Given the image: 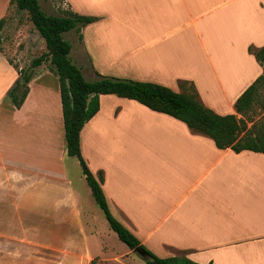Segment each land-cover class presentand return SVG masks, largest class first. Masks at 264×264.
Listing matches in <instances>:
<instances>
[{"label":"crops","instance_id":"obj_1","mask_svg":"<svg viewBox=\"0 0 264 264\" xmlns=\"http://www.w3.org/2000/svg\"><path fill=\"white\" fill-rule=\"evenodd\" d=\"M63 1L73 12L96 17L81 27V39L70 30L77 43L69 55L86 80L99 71L113 76L130 72L133 79L178 90V82L186 79L206 106L226 114L235 112L236 98L263 72L248 46L264 45V0ZM7 7L0 9V17ZM17 23L21 30V16ZM184 37L191 38L185 45ZM184 52H192L191 62ZM15 63L0 51V117L15 120L22 129L15 134L20 149L16 143L6 145L4 169L0 159V186L7 192L19 186L29 193L35 189L41 216L53 226H86L97 234L67 170L42 161L33 163L39 172L32 175L33 166L23 157L29 137L60 121L62 110L58 78L49 68L33 74L24 101L14 107L7 92L19 76ZM46 75L53 76V85L43 80ZM46 113L51 122L43 125ZM146 127L164 136L149 142L141 133ZM124 130H137L141 138H123ZM79 140L88 169L103 173L108 206L152 253L168 257L179 252L200 264H263L253 246L264 241V153L220 149L183 121L112 93L99 95V108L83 125ZM98 146L101 162L92 168L91 151ZM106 147L115 153L130 147L141 151L107 157Z\"/></svg>","mask_w":264,"mask_h":264},{"label":"rangeland","instance_id":"obj_2","mask_svg":"<svg viewBox=\"0 0 264 264\" xmlns=\"http://www.w3.org/2000/svg\"><path fill=\"white\" fill-rule=\"evenodd\" d=\"M39 3L45 12L51 14L62 15L69 10L63 0H39ZM6 5H8L7 12L3 16L5 23L1 29V36L5 44L3 43L1 51L16 61L15 64L18 71L22 69L31 71L34 74L42 69H50L51 64L47 60L34 68H29L32 59L45 52L44 42L34 30L28 20V16L18 11L14 4L9 3V0H0V9L6 8ZM20 16L23 23L21 30L18 29L19 25L17 23ZM62 35L71 45H76L77 42L73 31H65ZM190 39V37H184V45L190 42ZM184 59L187 62H191L192 52H184ZM99 72H97V75L113 76ZM127 73L129 75L114 77L133 79L132 73ZM53 79V76L49 75L43 77V80L50 85H53ZM181 81H184V79L178 82V90L172 89L169 85L165 86L179 92L189 90L190 85ZM215 86L217 85L215 84ZM202 103L204 104V102ZM204 105L206 106V104ZM5 107L4 105L3 108ZM3 108L2 113L5 111ZM254 110L256 119L259 117L264 119V89L259 93V101L255 103ZM135 115L138 116L139 112H136ZM140 117L148 120L147 116L140 115ZM41 120L43 125L46 121L51 122V118L47 113ZM6 123L7 131L5 130ZM17 123L15 120L11 121L8 117H0V159L2 162L1 168L3 169L7 162V143H16L17 149H20V141L15 134L21 133L22 129L21 125ZM27 126L31 128L32 123ZM52 126H54V129ZM52 126L47 130H39L38 135L33 133L34 136L29 137L28 145L25 147L24 144L21 149L23 157L33 166V168H30L34 171L32 175H36L39 172L35 164L42 161L59 163L67 170L73 187L80 190L79 193L85 200L82 203L86 208L85 211L92 213L90 226L94 227V233L97 232V234H91V229L86 228V226L83 228L53 226L52 224L54 223L52 221L41 216L43 210L38 205V195L35 189L29 193L28 191H21V186H19L7 192L3 186H0V264H143L144 257L134 249H129L126 244L117 238L116 233L110 229L103 211L95 203L93 196H91L77 158L66 154L62 118L60 121L57 119V122L54 125L52 123ZM123 128L125 129V127ZM148 128H142L141 133L149 142L155 140L157 135L158 137L164 136L163 132L160 133L153 128L149 131ZM122 134L123 138L126 139H130V137L132 139L141 138L137 134V130L128 132L124 130ZM112 139H115L114 135ZM15 148L16 146L13 145V152ZM143 149L144 151L149 150V148ZM138 150L141 151L138 147H130L119 149L115 153L112 148L106 147L104 149L107 157L117 155L118 152L121 157H132L133 153ZM62 157L65 158L64 162ZM91 157L92 161H96L91 167L95 168L101 162V146H98L97 150L93 149L91 151ZM93 171L94 173H91L96 175V169H93ZM0 172L3 173L1 169ZM99 172L102 173V171H98L97 178ZM0 181L2 183L3 179ZM109 210L116 219L124 224L117 217L114 207H109ZM124 225L127 227L126 224ZM127 228L129 229V227ZM253 249L255 254L260 255V258H264V241L254 243Z\"/></svg>","mask_w":264,"mask_h":264},{"label":"trees","instance_id":"obj_3","mask_svg":"<svg viewBox=\"0 0 264 264\" xmlns=\"http://www.w3.org/2000/svg\"><path fill=\"white\" fill-rule=\"evenodd\" d=\"M9 3L28 16V20L44 41L45 52L32 59L29 68L47 60L51 64L50 70L57 75L66 153L77 158L93 199L103 211L110 229L129 249L140 247L145 250L148 258H144L143 264H200L184 254L168 257L155 255L112 215L101 188L102 173L99 172L98 178L94 177L81 155L80 131L85 122L97 112L99 95L112 93L134 99L154 111L183 121L191 130L210 137L220 149L230 148L236 153L243 150L264 153V119H256L254 110L255 103L259 101V93L264 89V45L248 46V51L262 66L263 72L236 98L234 113L219 114L201 102L195 86L187 80L181 82L188 83L190 89L180 92L151 81L100 74L92 80H86L81 69L72 62L69 55L71 43L62 33L71 29L79 33L82 26L96 20V17L71 10L62 15L47 13L42 9L39 0H9ZM4 23L5 18L1 17L0 51L3 41L1 29ZM81 37L79 33L78 38ZM18 73L15 84L7 92L8 99L16 108L24 101L28 82L33 76L31 71L22 69Z\"/></svg>","mask_w":264,"mask_h":264},{"label":"water","instance_id":"obj_4","mask_svg":"<svg viewBox=\"0 0 264 264\" xmlns=\"http://www.w3.org/2000/svg\"><path fill=\"white\" fill-rule=\"evenodd\" d=\"M133 249H134L136 252H138L142 257H144V258H148V256H147L145 250H143L142 248H140V247H135V248H133Z\"/></svg>","mask_w":264,"mask_h":264}]
</instances>
